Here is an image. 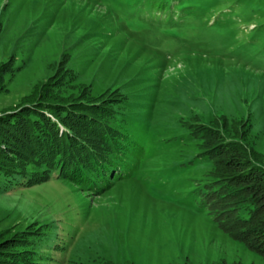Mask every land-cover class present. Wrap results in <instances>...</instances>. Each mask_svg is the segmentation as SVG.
<instances>
[{
    "label": "rangeland",
    "instance_id": "rangeland-1",
    "mask_svg": "<svg viewBox=\"0 0 264 264\" xmlns=\"http://www.w3.org/2000/svg\"><path fill=\"white\" fill-rule=\"evenodd\" d=\"M190 2L0 0V113L108 99L142 148L104 188L9 154L43 175L0 177V240L28 237L34 264H264L205 198L230 157L264 169V0ZM218 138L233 143L214 163Z\"/></svg>",
    "mask_w": 264,
    "mask_h": 264
},
{
    "label": "trees",
    "instance_id": "trees-1",
    "mask_svg": "<svg viewBox=\"0 0 264 264\" xmlns=\"http://www.w3.org/2000/svg\"><path fill=\"white\" fill-rule=\"evenodd\" d=\"M179 1L173 6L183 8L191 3ZM150 2L146 5L157 14L173 13L169 0ZM56 96L0 113V177L8 186L4 190L33 184L43 176H28L10 162L9 154L38 160L46 165L44 172L56 168L59 177L82 187L92 188L103 182L104 188L117 174L119 162L142 151L115 126V112L108 99L67 101ZM218 139L212 145L214 163L233 143ZM225 163L229 168H239L215 177L210 191L205 192L207 203L212 204L217 223L231 237L264 258V169L231 157ZM6 240H0V264H34L31 251L25 249L30 243L28 237L16 235Z\"/></svg>",
    "mask_w": 264,
    "mask_h": 264
}]
</instances>
